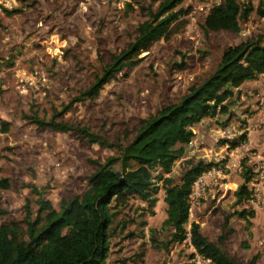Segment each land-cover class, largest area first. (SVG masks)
<instances>
[{"label":"rangeland","instance_id":"rangeland-1","mask_svg":"<svg viewBox=\"0 0 264 264\" xmlns=\"http://www.w3.org/2000/svg\"><path fill=\"white\" fill-rule=\"evenodd\" d=\"M158 1L0 0V118L9 122L7 132L0 133V179L7 184L0 186V224L20 222L25 200L34 215L37 194L31 187L56 210L60 199L80 194L95 169L93 161L119 155L116 146L131 140L140 120L199 83L225 47L264 34V17L257 12L264 0H238L252 11L239 20L236 32L201 28L206 11L221 0H182L175 8L183 12L166 36L141 51L135 66L116 73L92 99L72 100L101 73L110 55L133 39L147 18L146 8L154 10ZM2 8L18 11L6 16ZM226 102L225 113L191 126L183 154L164 176L177 183L189 164L212 163L191 185L185 230L195 222L234 261L247 264L256 255L254 264H264V183L258 185L257 203H234L233 196L244 181L242 172L252 170L264 152V75L233 89ZM35 117L65 122L70 129L38 126ZM84 129L115 146L87 142ZM242 132L245 140L236 147L221 143ZM156 198L149 209L135 197L112 207L106 264H191L194 250L185 238L161 246L171 229L164 223L162 188ZM241 209L252 214L239 218L235 211Z\"/></svg>","mask_w":264,"mask_h":264},{"label":"trees","instance_id":"trees-1","mask_svg":"<svg viewBox=\"0 0 264 264\" xmlns=\"http://www.w3.org/2000/svg\"><path fill=\"white\" fill-rule=\"evenodd\" d=\"M181 1L159 0L154 10L147 7V18L138 24L133 39L118 53L111 54L101 73L72 100L92 99L116 73L135 66L140 59L138 54L153 41L166 36L170 24L183 12L181 8H175ZM16 11L2 8L6 16ZM251 11L252 6H241L238 0H221L206 11L201 28L204 32H236L239 20ZM257 12L264 17V9L257 8ZM1 67L0 61V70ZM260 74L264 75V34L225 47L213 69L199 83L190 85L178 101L140 120L131 140L121 147L116 146L119 155L108 156L102 162L93 161L95 169L86 179V188L78 195L60 199L57 210L31 187L30 191L37 194L34 215L28 200H25L20 222L0 224V264H106L108 227L115 213L113 208L124 206L129 198L135 197L149 209L157 200L159 188L163 190L162 200L165 203L164 223L171 229L169 239L161 246L184 240L187 197L191 185L212 163L199 160L189 164L181 172L177 183H173L164 173L183 154V145L192 137L191 126L217 112L225 113L226 101L233 95V89ZM32 119L38 126L51 130L70 129L65 122L44 121L37 117ZM8 128L9 122L0 118V133L7 132ZM81 131L89 143L110 148L115 146L86 129ZM244 140L245 132H242L221 143L233 148ZM116 162L119 169L114 166ZM156 169L159 171L153 175L152 171ZM242 175L243 183L233 192L234 203L246 199L250 194L245 182L251 176V168H246ZM157 181H160V185L156 184ZM0 186L7 187L3 179H0ZM110 202L113 203L110 205ZM235 214L246 219V214L252 213L241 209ZM188 233L190 246L212 264H242L203 236L197 223L190 222ZM255 259L256 255L252 256L247 264H254Z\"/></svg>","mask_w":264,"mask_h":264},{"label":"built area","instance_id":"built-area-1","mask_svg":"<svg viewBox=\"0 0 264 264\" xmlns=\"http://www.w3.org/2000/svg\"><path fill=\"white\" fill-rule=\"evenodd\" d=\"M256 157H257V159L255 160V162H253L252 170H251L253 176L250 178V180L247 181V183L245 182V185H246L247 189L249 190L250 194L243 201L249 205L252 203H257L259 201L262 191L258 185L264 183V152H261ZM211 171H212L211 173H213L212 169H211ZM207 172H208V170H207ZM188 237H189V233H188V230H186L185 240H186L187 244H189ZM202 263L212 264L209 259L202 257L200 254H198L194 250L191 264H202Z\"/></svg>","mask_w":264,"mask_h":264},{"label":"crops","instance_id":"crops-1","mask_svg":"<svg viewBox=\"0 0 264 264\" xmlns=\"http://www.w3.org/2000/svg\"><path fill=\"white\" fill-rule=\"evenodd\" d=\"M248 134H249V133H247V136H248ZM249 140H250V139H248V143L250 144L252 140H250V142H249Z\"/></svg>","mask_w":264,"mask_h":264},{"label":"water","instance_id":"water-1","mask_svg":"<svg viewBox=\"0 0 264 264\" xmlns=\"http://www.w3.org/2000/svg\"><path fill=\"white\" fill-rule=\"evenodd\" d=\"M119 181H121V177H120Z\"/></svg>","mask_w":264,"mask_h":264}]
</instances>
